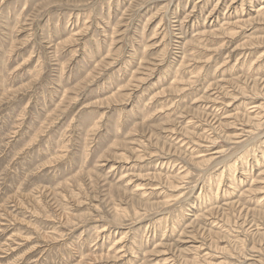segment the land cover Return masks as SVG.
<instances>
[{
    "label": "rangeland",
    "instance_id": "1",
    "mask_svg": "<svg viewBox=\"0 0 264 264\" xmlns=\"http://www.w3.org/2000/svg\"><path fill=\"white\" fill-rule=\"evenodd\" d=\"M0 264H264V0H0Z\"/></svg>",
    "mask_w": 264,
    "mask_h": 264
}]
</instances>
